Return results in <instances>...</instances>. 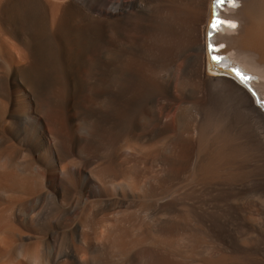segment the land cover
Here are the masks:
<instances>
[{
	"label": "bare ground",
	"instance_id": "bare-ground-1",
	"mask_svg": "<svg viewBox=\"0 0 264 264\" xmlns=\"http://www.w3.org/2000/svg\"><path fill=\"white\" fill-rule=\"evenodd\" d=\"M213 2L0 0V264H264V0Z\"/></svg>",
	"mask_w": 264,
	"mask_h": 264
},
{
	"label": "snow or ice",
	"instance_id": "snow-or-ice-1",
	"mask_svg": "<svg viewBox=\"0 0 264 264\" xmlns=\"http://www.w3.org/2000/svg\"><path fill=\"white\" fill-rule=\"evenodd\" d=\"M233 2H234V0H233ZM214 3H216V4H221V3H223V0H214ZM220 23H223V21H220V20H214V21L212 22V27L215 28V27H216L218 24H220ZM230 26L233 27V28L236 27L235 24H231ZM211 59H212L213 61H217L219 58L216 57V56H213V57H211ZM234 71H235V74H236L241 80H246V79H248L247 77L242 76L241 73H240L238 70H234Z\"/></svg>",
	"mask_w": 264,
	"mask_h": 264
},
{
	"label": "rangeland",
	"instance_id": "rangeland-1",
	"mask_svg": "<svg viewBox=\"0 0 264 264\" xmlns=\"http://www.w3.org/2000/svg\"><path fill=\"white\" fill-rule=\"evenodd\" d=\"M212 4H214V2H213ZM235 6H236V5H235ZM223 7L225 8L226 6L224 5ZM262 53H264V52H262Z\"/></svg>",
	"mask_w": 264,
	"mask_h": 264
}]
</instances>
